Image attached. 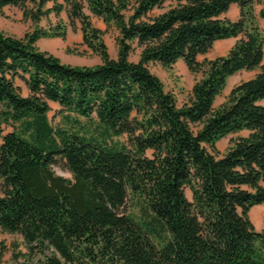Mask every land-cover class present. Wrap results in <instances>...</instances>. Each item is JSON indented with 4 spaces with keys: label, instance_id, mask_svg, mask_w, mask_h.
Returning a JSON list of instances; mask_svg holds the SVG:
<instances>
[{
    "label": "trees",
    "instance_id": "16d2710c",
    "mask_svg": "<svg viewBox=\"0 0 264 264\" xmlns=\"http://www.w3.org/2000/svg\"><path fill=\"white\" fill-rule=\"evenodd\" d=\"M232 4L239 16L222 17ZM6 6L33 23L23 37L0 30V230L26 249L11 264H264V216L261 230L249 218L264 203V0H0V14ZM85 9L116 30V58ZM62 12L99 64L37 47L66 38L65 20L38 25ZM231 37L225 54L198 61ZM178 60L198 75L180 106L148 68ZM242 70L256 72L214 107ZM59 161L71 178L54 173Z\"/></svg>",
    "mask_w": 264,
    "mask_h": 264
},
{
    "label": "rangeland",
    "instance_id": "374dc122",
    "mask_svg": "<svg viewBox=\"0 0 264 264\" xmlns=\"http://www.w3.org/2000/svg\"><path fill=\"white\" fill-rule=\"evenodd\" d=\"M62 1V0H59ZM52 2H48L47 6H50ZM259 5L255 7L257 13ZM85 13L91 18L92 23L102 31V38L107 47L108 54L111 58L117 57V44H116V30L114 27H107L105 23L98 17L93 16L87 9ZM239 15L238 7L230 6L228 11L224 13V16L229 19H236ZM65 20L67 22V36L65 39L61 38H41L36 42L37 47L42 50L49 52L60 59L61 62L70 65H88L92 66L101 62L100 57L89 50L85 45L82 44V34L78 22L75 24H69L65 12L60 14V17H56L53 13L47 17L41 18L38 25L43 28H47L50 25H54L58 20ZM33 23L30 19L24 18L22 11L15 6H6L3 13L0 14V30L5 33L15 36L23 37V35L32 30ZM226 46H222L221 42L218 44L214 43L211 49L202 55H198V61L204 59H211L224 53ZM140 48L136 45L129 55V59L136 61L138 59ZM148 68L151 72L157 75L164 84L166 90L173 93L177 104L180 106L184 104L189 97L192 85L194 84L198 75L190 72L182 60H178L170 68H164L159 63L150 62ZM256 70L253 71H240L229 78L226 87L223 92L216 98L214 107L222 105L232 89L237 83L242 80L250 78ZM15 84L19 87L22 95H27L28 90L25 85L16 79ZM50 111L48 117L53 125L59 121V116L56 114L58 110L57 103H50ZM243 134V132H242ZM235 135L230 134L227 137L216 143V148L219 153L225 152L230 145V140ZM120 141L126 142V136H121ZM52 170L55 174L61 175L66 178H71V173L66 169L64 164L59 161L57 164L52 166ZM186 196L191 197L189 189H185ZM127 211L133 213L135 216L139 215L140 207L138 203L131 202L129 200ZM263 216H264V203L256 205L251 208L249 212V218L256 230L263 228ZM25 251V246L21 235L17 233H8L0 230V264H11L13 263L14 252Z\"/></svg>",
    "mask_w": 264,
    "mask_h": 264
},
{
    "label": "crops",
    "instance_id": "0c3cea01",
    "mask_svg": "<svg viewBox=\"0 0 264 264\" xmlns=\"http://www.w3.org/2000/svg\"><path fill=\"white\" fill-rule=\"evenodd\" d=\"M233 6H236V7H238L236 4H232ZM231 5V6H232ZM238 10H239V7H238ZM239 16V15H238ZM237 16V17H238ZM222 17H225L224 16V14L222 15ZM236 41V38H234V37H231V38H227V39H222V40H218V41H216L215 42V44L217 43L218 44V42L220 43L221 42V44H222V46H226V50H225V52L224 53H222V54H220V55H223V54H225L226 52H227V50L234 44V42ZM214 45V44H213ZM263 61H264V59H263ZM243 71V70H242ZM240 72V71H239ZM50 103H54V102H49V104Z\"/></svg>",
    "mask_w": 264,
    "mask_h": 264
}]
</instances>
